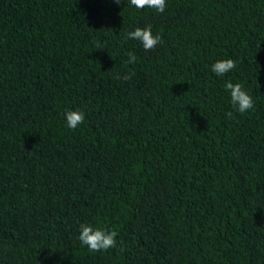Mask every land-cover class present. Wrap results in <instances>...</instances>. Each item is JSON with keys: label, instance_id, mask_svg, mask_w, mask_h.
Here are the masks:
<instances>
[{"label": "trees", "instance_id": "1", "mask_svg": "<svg viewBox=\"0 0 264 264\" xmlns=\"http://www.w3.org/2000/svg\"><path fill=\"white\" fill-rule=\"evenodd\" d=\"M0 264H264V0H0Z\"/></svg>", "mask_w": 264, "mask_h": 264}, {"label": "clouds", "instance_id": "2", "mask_svg": "<svg viewBox=\"0 0 264 264\" xmlns=\"http://www.w3.org/2000/svg\"><path fill=\"white\" fill-rule=\"evenodd\" d=\"M117 4L121 0H115ZM130 5L138 10L151 9L158 13H163L166 9V0H130ZM127 38L139 41L145 51L154 50L158 44L162 43L160 35H154L151 26L140 28L137 27L133 31L127 33ZM136 56L134 53L128 54L127 63H135ZM236 67L233 59L217 60L211 66V70L220 77H223ZM135 75L134 72L128 73L126 76L118 77L124 80H131ZM225 89L230 93L231 103L241 114L248 112L254 107L253 97L249 95L242 84L226 82ZM66 125L69 129L75 130L85 120V114L79 110H68L65 113ZM117 233L108 231L100 227H93L90 224L81 223L79 225L80 243L90 252H102L116 247Z\"/></svg>", "mask_w": 264, "mask_h": 264}]
</instances>
